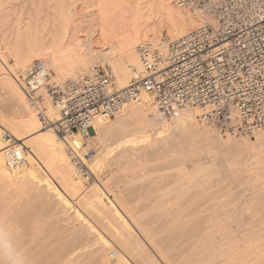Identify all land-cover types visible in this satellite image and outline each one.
Here are the masks:
<instances>
[{
    "label": "bare ground",
    "instance_id": "6f19581e",
    "mask_svg": "<svg viewBox=\"0 0 264 264\" xmlns=\"http://www.w3.org/2000/svg\"><path fill=\"white\" fill-rule=\"evenodd\" d=\"M201 23L177 0H0V264H264V133L223 139L196 124L200 109L166 119L144 92L88 131L94 179L85 185L65 149L82 136L39 127L16 83L35 58L58 83L101 63L125 88L142 70L141 40ZM46 114L58 119L52 105ZM10 146L24 149V165L7 167ZM46 222L61 239L50 240Z\"/></svg>",
    "mask_w": 264,
    "mask_h": 264
},
{
    "label": "built area",
    "instance_id": "2783aa9c",
    "mask_svg": "<svg viewBox=\"0 0 264 264\" xmlns=\"http://www.w3.org/2000/svg\"><path fill=\"white\" fill-rule=\"evenodd\" d=\"M177 5L200 15L202 23L178 38L141 40L136 53L142 70L125 88L116 87L106 65H94L58 83L37 59L16 77L42 127L63 140L74 133L82 136L65 149L84 180L93 176L88 131L124 105L139 102L144 92L160 117L200 109L197 122L224 135L251 138L264 133V0H177ZM49 105L57 108V120L46 114ZM24 152L8 147L7 167L24 165Z\"/></svg>",
    "mask_w": 264,
    "mask_h": 264
},
{
    "label": "rangeland",
    "instance_id": "374dc122",
    "mask_svg": "<svg viewBox=\"0 0 264 264\" xmlns=\"http://www.w3.org/2000/svg\"><path fill=\"white\" fill-rule=\"evenodd\" d=\"M183 9V11H192V10H188V9H186V8H182ZM162 35H167L168 36V34L166 33V31L165 30H163L162 31V33H161ZM1 41V40H0ZM4 47V43L3 42H0V52H7V49ZM3 60V62H4V65H3V67L5 68V70L6 71H8V69H7V67L9 68L10 67V65L11 64H13V60L11 59V55H9V54H7V53H5V56H4V58L2 59ZM34 60H37V59H35V58H33V60L31 61V63L34 61ZM41 60H43L45 63H46V65H47V62H46V60L45 59H41ZM94 65H104V64H94ZM93 65V66H94ZM50 69V72H51V81H54V82H59V81H57L55 78H53V77H55V72L53 71V69H51V68H49ZM23 72H25V71H23ZM23 72H16L15 73V77H18V75H19V73H23ZM69 76H67V77H65L63 80H65L66 78H68ZM17 81V80H16ZM17 83V85H18V82H16ZM19 86V85H18ZM20 87V86H19ZM115 118V116L113 117V118H111V119H114ZM37 121H38V123H39V127H42V125H41V123L39 122V120L37 119ZM196 124L198 125V126H200L201 124L200 123H197L196 122ZM207 126H209V125H207ZM223 135V134H222ZM225 136H228V134H226V135H223V136H221V137H223V139H224V137ZM236 137V139H246V138H248V139H252V140H254V137H247V136H235ZM5 138V137H4ZM90 142H93L92 140L90 141ZM13 142H10V144H12ZM92 144V143H91ZM94 154H95V152H94ZM219 155V157L217 158V161L218 160H220L221 158H220V154H218ZM208 156V155H207ZM216 157V156H215ZM222 157V156H221ZM208 158H210L209 156H208ZM207 157H206V155H203L202 156V158H201V160H206V159H208ZM158 161H150V162H148V163H146V167L148 168V167H151L152 165H154L155 163H157ZM48 172H49V175H50V177H51V179H53V181L55 180L53 177H54V175H53V171L52 170H50V169H48ZM243 172V173H242ZM241 172V177L243 178H246L247 176H248V174H246L247 172L246 171H242ZM246 172V173H245ZM106 173H102V175H101V177H102V179H103V181H105V180H107L108 179V176L107 175H105ZM53 176V177H52ZM151 176L153 177V176H155L154 174H151ZM151 176H149V177H151ZM218 178V177H217ZM92 179H94V176H92V178L90 179V180H88V181H86V180H84L83 179V182H84V184L85 185H88L89 184V182H91L92 181ZM113 179V178H112ZM112 179H110V180H112ZM56 181H58V180H56ZM55 181V182H56ZM108 181V180H107ZM138 184H140L141 182H137ZM232 183H235V181L233 182V180H232ZM122 184V186L120 187V188H122L123 187V185H124V182L122 183V182H120L118 185L120 186ZM234 186V185H233ZM235 187L236 186H234V187H232V185H231V187H230V190H233V191H235ZM232 188V189H231ZM118 188L116 187V190H114L113 189V191H114V193H117V190ZM233 191H231V192H233ZM64 192L65 193H67L65 190H64ZM235 193V192H234ZM233 193V194H234ZM235 195V194H234ZM234 195H231L230 196V198L232 197L233 198V200L232 201H234L235 202V196ZM110 197L112 198V197H114V194H113V192L111 193V195H110ZM229 197H227L226 199H228ZM231 198V199H232ZM225 199V198H224ZM228 200H230V199H228ZM235 204V203H234ZM82 207V206H81ZM81 207H80V209H81ZM141 207V206H140ZM81 211L82 212H85V213H83L89 220H91V221H93L94 222V224H96L97 222L92 218V216H90L91 214L90 213H88V211H86V210H83V209H81ZM88 214V215H87ZM90 214V215H89ZM248 214V213H247ZM247 216V215H246ZM90 217V218H89ZM92 218V219H91ZM24 224V223H23ZM23 224H21V225H23ZM25 224H29V223H25ZM24 224V225H25ZM29 225H31V224H29ZM35 225V224H34ZM45 226H47V225H49V226H47V227H45L44 228V230L45 231H47L48 232V234H50V240L52 239V241H54V240H56L55 238H57V237H59V233L57 234V232L56 231H54V232H56V235H57V237H55V236H53V229H51V228H54L55 227V229H57L58 230V228H57V225H54V224H48L47 222L44 224ZM96 225H99V224H96ZM230 229L232 230L231 231V233L233 232V237H231L232 239H234V237H235V222H231L230 224ZM232 226V227H231ZM44 227V226H43ZM59 227V226H58ZM99 227H101L100 225H99ZM43 230V231H44ZM45 231H44V233H45ZM59 231H61L60 229H59ZM61 234V233H60ZM44 235H46V234H44ZM47 236V235H46ZM53 236V237H52ZM61 236V235H60ZM62 237V236H61ZM60 238V237H59ZM63 238V237H62ZM46 240H49V238H45ZM58 239V238H57ZM61 239V238H60ZM228 239V238H227ZM226 238H224V240H227ZM223 240V241H224ZM228 241V240H227Z\"/></svg>",
    "mask_w": 264,
    "mask_h": 264
}]
</instances>
